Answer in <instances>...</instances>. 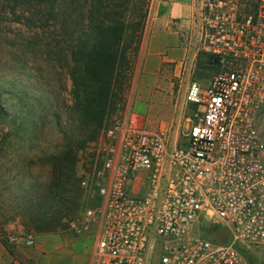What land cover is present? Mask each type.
I'll return each mask as SVG.
<instances>
[{
	"label": "built area",
	"instance_id": "built-area-1",
	"mask_svg": "<svg viewBox=\"0 0 264 264\" xmlns=\"http://www.w3.org/2000/svg\"><path fill=\"white\" fill-rule=\"evenodd\" d=\"M189 7L184 44L217 71L186 82L181 136L151 128L130 99L93 142L84 202L64 222L73 237L95 229L91 264H248L237 243L264 248V0ZM218 230L224 244L209 236ZM19 238L34 246V232Z\"/></svg>",
	"mask_w": 264,
	"mask_h": 264
},
{
	"label": "rangeland",
	"instance_id": "rangeland-1",
	"mask_svg": "<svg viewBox=\"0 0 264 264\" xmlns=\"http://www.w3.org/2000/svg\"><path fill=\"white\" fill-rule=\"evenodd\" d=\"M55 2L56 0H0V90L6 91L0 95V104L10 110L21 108L22 114L25 112L35 114L38 116L35 121H39L40 128L44 125L37 140L31 130L25 134L18 132L0 140V148L3 147L0 149V203L10 202L5 191L9 188L14 192L13 188L17 181H21L24 186L32 181L43 183L51 176L50 169L46 166H51L52 162L37 152V146L45 147V142L41 141L40 144L38 140L45 139L49 143L58 144L62 142L57 134L58 131H62L61 127L66 130L71 127L69 126L71 123L78 126L79 122L90 124L88 115L81 111L86 99L81 91L92 93L98 83L81 69L78 59L67 56L69 45L72 42V47L79 37L83 14L72 13L73 22L68 28L70 37L65 38L55 25L53 17L48 15L49 8L54 6ZM146 6L147 20L152 0H147ZM139 47L137 51L134 47L128 50L126 63L118 67L114 73L109 102L105 105L101 126L95 135L88 134L80 145L75 146L73 158L67 161L72 184L70 193L67 198L65 197L67 203L61 209L64 216L53 232L46 233H66L65 220L82 207L84 197L79 188L81 171L92 159V144L95 139L122 110L126 102L133 98ZM206 63L204 58L199 61L193 73L189 71L187 78L175 83L171 92L162 97V101L157 105L159 115L155 120L144 114L151 128L169 131L170 135L177 133L178 136L186 131L189 124L187 118H193L192 108L185 105L183 100L186 82L209 77L217 71V67ZM69 69L73 70L75 81L69 75ZM19 95L26 96L24 104L19 102ZM55 104L49 116L45 108ZM158 109L152 113L158 114ZM257 124L264 139V103L258 112ZM52 146L51 151L54 150ZM2 155H5V158H1ZM15 224L18 228L12 227ZM25 231L34 232L35 238L39 234L20 219L9 224H0V237L7 238L13 250L23 252L30 249L26 248L19 238ZM203 235L206 236L204 231ZM236 246L248 264H264V248L242 242Z\"/></svg>",
	"mask_w": 264,
	"mask_h": 264
},
{
	"label": "trees",
	"instance_id": "trees-1",
	"mask_svg": "<svg viewBox=\"0 0 264 264\" xmlns=\"http://www.w3.org/2000/svg\"><path fill=\"white\" fill-rule=\"evenodd\" d=\"M146 1L56 0L54 6L49 8V17H53L55 25L65 38L70 37L68 28L73 22L72 13L83 14L79 37L72 47V42L69 45L67 56L78 59L81 69L98 83L92 93L81 91L86 98L81 111L88 115L90 124L93 125L79 122V126L71 123L69 125L71 127L66 130L61 127L62 131H58L57 134L62 142L58 144L49 143L45 139L37 141L40 144L45 142V147L37 146V152L44 159L52 162L51 166H46L50 169L51 176L43 183L32 181L24 186L21 181H17L13 188L14 192L6 188L5 194L10 202L0 203L1 225L20 219L26 226L32 227L40 234L53 232L61 222L64 216L61 209L67 203L66 198L72 184V176L66 163L73 158L75 146L80 145L88 134L95 135L101 126L104 108L109 102L114 73L118 67L126 63L128 50L134 47L137 51L141 44L146 25ZM69 75L73 77L72 69H69ZM73 81H75L74 77ZM3 93L6 91L1 89L0 95ZM25 97L19 95L21 104L26 102ZM54 106L56 104L45 108L49 116ZM20 110L22 109L10 110L0 104V140L18 132L28 133V130H31L37 140L44 125L40 128L39 121H35L38 116L29 112L22 114ZM51 146L53 151L50 149ZM0 149L2 150L3 147ZM4 156L2 155L1 158H5ZM0 243L9 254H13V247L7 238L0 237Z\"/></svg>",
	"mask_w": 264,
	"mask_h": 264
},
{
	"label": "crops",
	"instance_id": "crops-1",
	"mask_svg": "<svg viewBox=\"0 0 264 264\" xmlns=\"http://www.w3.org/2000/svg\"><path fill=\"white\" fill-rule=\"evenodd\" d=\"M189 2L153 0L146 20L131 100L132 107L151 120L159 115L157 105L171 92L175 83L187 78L189 71L193 73L203 58L206 65L212 62L206 53L194 52L192 46L184 44L180 29L189 14ZM183 59L184 65L181 64ZM211 76L200 77L197 81L204 83ZM155 109L158 114L152 113ZM94 233L92 228L80 237L68 233L37 234L32 248L21 249L23 252L15 249L12 255L0 243V264H91Z\"/></svg>",
	"mask_w": 264,
	"mask_h": 264
},
{
	"label": "water",
	"instance_id": "water-1",
	"mask_svg": "<svg viewBox=\"0 0 264 264\" xmlns=\"http://www.w3.org/2000/svg\"><path fill=\"white\" fill-rule=\"evenodd\" d=\"M209 236L218 244H224L229 237V233L225 230L210 231Z\"/></svg>",
	"mask_w": 264,
	"mask_h": 264
}]
</instances>
